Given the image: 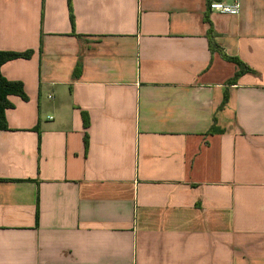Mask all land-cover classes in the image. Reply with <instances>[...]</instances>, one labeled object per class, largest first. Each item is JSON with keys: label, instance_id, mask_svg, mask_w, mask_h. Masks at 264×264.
<instances>
[{"label": "crops", "instance_id": "crops-1", "mask_svg": "<svg viewBox=\"0 0 264 264\" xmlns=\"http://www.w3.org/2000/svg\"><path fill=\"white\" fill-rule=\"evenodd\" d=\"M214 1L0 0V51H34L1 68L28 100L0 130V264H264V0ZM211 27L253 72L231 82Z\"/></svg>", "mask_w": 264, "mask_h": 264}, {"label": "trees", "instance_id": "trees-1", "mask_svg": "<svg viewBox=\"0 0 264 264\" xmlns=\"http://www.w3.org/2000/svg\"><path fill=\"white\" fill-rule=\"evenodd\" d=\"M208 39L209 45L213 52H219L225 59L229 61L235 62L240 67V72L231 80V82L236 83L239 78L248 72H253L247 65H245L239 58L237 57H230L223 52V49L216 43L215 40V32L211 27L208 31ZM34 54L33 50H29L26 52H7V51H0V130H8V122L6 118V112L9 109L14 108V104L10 101V96H19L23 100L27 101L28 96L24 89V85L22 82L19 81H10L5 78L2 74L1 68L2 66L9 62L16 59H31ZM81 75V62L77 65L74 78L77 79ZM228 102V95L225 94L224 103L225 106ZM89 121L86 119L85 125L88 126ZM223 129H216L214 126L210 130V134L215 133H223Z\"/></svg>", "mask_w": 264, "mask_h": 264}, {"label": "built area", "instance_id": "built-area-1", "mask_svg": "<svg viewBox=\"0 0 264 264\" xmlns=\"http://www.w3.org/2000/svg\"><path fill=\"white\" fill-rule=\"evenodd\" d=\"M209 7L211 11L220 12L222 14L238 16L241 13L240 0H235L233 3L214 1L210 3Z\"/></svg>", "mask_w": 264, "mask_h": 264}]
</instances>
